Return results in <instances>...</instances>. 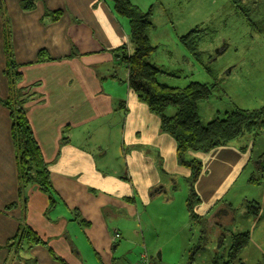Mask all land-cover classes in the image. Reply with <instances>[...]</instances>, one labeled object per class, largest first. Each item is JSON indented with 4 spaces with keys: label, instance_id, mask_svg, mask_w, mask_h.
<instances>
[{
    "label": "crops",
    "instance_id": "1",
    "mask_svg": "<svg viewBox=\"0 0 264 264\" xmlns=\"http://www.w3.org/2000/svg\"><path fill=\"white\" fill-rule=\"evenodd\" d=\"M20 1L0 0V98L9 95L3 74V17H9L22 85L40 82L27 102V115L58 196L50 207L48 196L32 185L21 198L12 117L0 102V264L29 259L35 264H138L144 250L152 258L150 246L160 249V258L178 257L193 229L184 185L191 170L178 163L175 139L160 131L159 116L129 88L128 71L112 52L128 42V23L106 0H36L31 11H24ZM46 10L62 15L45 20ZM41 50L51 60L36 64ZM214 109L215 115L222 111L219 105ZM198 112L206 121L200 106ZM245 137L240 145L235 139L209 152H189L203 163L195 183L201 198L196 211L208 231L233 222L237 182L242 179L238 189L255 185L249 180L263 152L254 156L257 137L240 138ZM159 161L166 174L159 171ZM249 166L252 176L242 178ZM238 198L247 200L246 193ZM22 222L46 245L22 250L19 258L5 245Z\"/></svg>",
    "mask_w": 264,
    "mask_h": 264
},
{
    "label": "trees",
    "instance_id": "2",
    "mask_svg": "<svg viewBox=\"0 0 264 264\" xmlns=\"http://www.w3.org/2000/svg\"><path fill=\"white\" fill-rule=\"evenodd\" d=\"M114 15L126 18L129 25V39L120 48L112 50L118 54V60L125 65L128 71L127 83L140 101L147 104L151 113L160 118V131L171 135L177 143V161L181 166L191 170L187 181V210L190 225H202V233H207L206 222L196 211L201 198L195 190V183L203 169V163L192 157L189 152H209L214 148L225 146L233 140L251 134L254 138L264 135V105L256 109L236 107L225 113L223 117H216L212 121L202 120L198 106L200 102L207 101L213 95L216 83L192 81L184 87L172 86L159 79L161 74L178 76L175 72H164L160 66L150 62L148 57L157 49L149 38L148 32L153 27L151 20L152 10L142 11L131 0H106ZM238 3L242 0H231ZM20 7L24 11L36 8V0H21ZM242 9V8H241ZM62 15L60 10H46L45 20L57 21ZM4 52L6 61L3 74L8 85L9 95L0 102L7 107L12 117L11 138L15 150L17 167L18 190L22 198L23 191L29 186L36 185L39 190L49 198L50 207L57 203L58 192L55 190L51 178L50 164L46 161L39 146L33 127L27 115V102L34 96V88L40 85L23 86L24 73L21 65L16 61L12 44V28L9 17H3ZM203 29L196 27L180 37L183 46L210 74L213 72L203 60V51L200 50ZM51 60L45 50L37 56L36 64ZM125 102L121 103L124 104ZM174 106L176 111L169 115L167 110ZM159 171L166 174L161 161L158 162ZM264 184V150L260 156L258 172L250 178V182ZM176 190V187L175 189ZM173 190V191H174ZM26 198V197H25ZM24 198V199H25ZM255 208V213H260L263 205L250 204ZM83 222V220H80ZM192 229V227L190 228ZM224 237V236H223ZM230 248L231 263L235 262L244 245L250 240V233H236L232 235ZM45 244L43 239L31 227L22 222L16 234L5 245L10 252L20 254V251L33 246ZM2 248V246H0ZM55 259L64 262L52 249L49 250ZM20 258V255H18ZM35 259H29L27 264H35ZM8 261L5 262L7 264Z\"/></svg>",
    "mask_w": 264,
    "mask_h": 264
},
{
    "label": "rangeland",
    "instance_id": "3",
    "mask_svg": "<svg viewBox=\"0 0 264 264\" xmlns=\"http://www.w3.org/2000/svg\"><path fill=\"white\" fill-rule=\"evenodd\" d=\"M131 1L144 12L152 10L153 27L148 35L157 49L148 60L160 66L164 72H175L178 75L161 74V81L169 80L174 84L172 86L178 87H184L192 81L209 84L217 82L211 98L199 103L205 122L212 121L216 116L223 117L225 112L231 111L236 105L245 109H256L264 105V0H242L238 3L241 7H237L231 0ZM122 19L128 23L126 18ZM196 27L203 29L200 50L212 74L203 68L180 41L181 36ZM98 69L101 70L100 67ZM116 71L121 72L123 68L117 66ZM215 105H219L222 110L218 115H215ZM168 111H173L172 115L176 108L171 106ZM247 139L249 137L239 138L234 143L240 145ZM263 150L262 134L256 139L254 156ZM252 169V166L247 167L241 177H251ZM254 171H257L255 166ZM259 180L260 183L255 182V185L249 186L251 190L238 189L240 181L236 183L238 194L246 193L247 200H241L237 194L233 201L236 202L233 206V222L226 224L224 230L211 226L207 230L208 234H203L202 225L192 224L189 226V229L193 228L190 230V241L181 247L178 257L166 255L168 257L160 258L157 254L160 249L150 246L152 263L264 264V190L263 179ZM184 185L187 201V183ZM256 203L263 205L257 214L255 208L250 207V204ZM139 231L143 233L142 226ZM238 232L250 233V240L235 262L231 263L230 236Z\"/></svg>",
    "mask_w": 264,
    "mask_h": 264
},
{
    "label": "built area",
    "instance_id": "4",
    "mask_svg": "<svg viewBox=\"0 0 264 264\" xmlns=\"http://www.w3.org/2000/svg\"><path fill=\"white\" fill-rule=\"evenodd\" d=\"M117 237H120V234H116ZM14 255L17 256L16 253ZM8 264V263H7ZM138 264H153L150 254L147 252V250H144L141 255Z\"/></svg>",
    "mask_w": 264,
    "mask_h": 264
}]
</instances>
